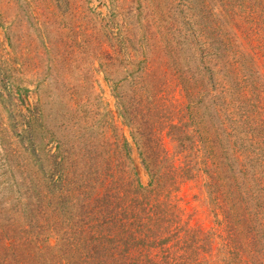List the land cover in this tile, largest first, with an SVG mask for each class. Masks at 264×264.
I'll list each match as a JSON object with an SVG mask.
<instances>
[{"label":"rangeland","instance_id":"rangeland-1","mask_svg":"<svg viewBox=\"0 0 264 264\" xmlns=\"http://www.w3.org/2000/svg\"><path fill=\"white\" fill-rule=\"evenodd\" d=\"M187 67L201 82L196 110L177 84ZM133 94L164 106L151 113L160 136L150 142L162 139L181 167L193 161L197 177L173 199L180 226L211 248L203 264H264V0H0V264L73 263L61 215L41 203L54 159L118 164L125 136L148 184L124 114ZM180 133L197 148L183 153ZM16 239L26 243L6 256Z\"/></svg>","mask_w":264,"mask_h":264},{"label":"trees","instance_id":"trees-1","mask_svg":"<svg viewBox=\"0 0 264 264\" xmlns=\"http://www.w3.org/2000/svg\"><path fill=\"white\" fill-rule=\"evenodd\" d=\"M187 73L177 84H181L184 93L189 94L185 95L188 100L186 107L196 110L202 96L201 82L200 78H194L199 76L197 72L187 67ZM144 79L137 82L142 91L147 82ZM135 95L124 106V114L135 128V146L149 175L148 184L141 182L132 159L131 145L124 136L120 148L122 159L118 164L107 161L103 165L100 157L89 153L51 161L50 174L41 175V180L48 187L52 182V195L47 204V199L41 194V203L46 200L44 208L50 212L52 220L57 214L62 217L57 228L63 233L64 247L73 256L69 254L66 262L71 257L74 258L71 259L72 264H203V254L211 248L198 244L196 230L180 226L173 199L184 179L197 177L193 172V161L189 157L181 167L171 157L162 139L150 142L152 136H160L155 121L151 122V113L164 106L155 103L149 107L154 102L152 97L136 99ZM146 130L149 133L145 134ZM206 139L211 140L210 137ZM178 140L183 153L197 148V144L186 145L184 133H180ZM199 142L203 141H194ZM211 153L208 151L211 157L206 155L203 164L209 177L208 186L216 192L218 183ZM224 215L226 223L230 224L227 209H224ZM4 231L6 227L0 225V242L5 238L1 236ZM69 233L72 236H68ZM17 238L22 240V237ZM24 244L16 239L3 248L5 255L15 254L19 245ZM226 248L229 254L234 250L231 242ZM225 264H232V258L231 263L227 261Z\"/></svg>","mask_w":264,"mask_h":264}]
</instances>
